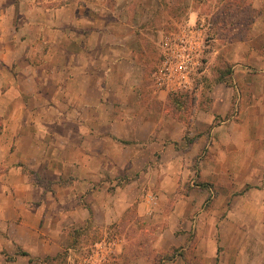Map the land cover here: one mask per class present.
I'll return each mask as SVG.
<instances>
[{"label": "rangeland", "instance_id": "1", "mask_svg": "<svg viewBox=\"0 0 264 264\" xmlns=\"http://www.w3.org/2000/svg\"><path fill=\"white\" fill-rule=\"evenodd\" d=\"M64 1L74 0H0V54L21 41L23 49L34 47L28 59L38 64L49 42L41 38L56 39L53 18L39 11L22 18L17 12L40 9L43 4L55 8ZM161 1L146 8L129 0L115 7L120 18L106 17L140 24L143 29L144 34L135 37L138 48L133 54L138 63L139 104L160 111L156 112L160 121L168 115L180 117L187 130L177 148L184 152L204 133L192 124L213 99L212 125L233 122L234 137L227 128L214 133L215 140L209 139L193 159L183 160L190 169L186 176H104V171L119 169L124 161L88 160L87 145L79 136L83 129L75 123H49L53 126L47 130L42 126L47 123L40 121L52 120L55 113H45L39 92L31 94V82L13 79L12 68L0 64V158H4L0 159V264H212L213 257L215 264H264V226L259 219L264 217V203L257 205V197L262 196L251 193L264 182V60L248 59L238 54L239 48L233 49L253 39L254 44L262 43L259 53L264 56V42L255 40L250 31L264 6L253 8L251 0ZM193 9L198 16L189 23ZM188 27L200 30L188 34L200 42L190 63V83L168 90L161 101L153 77L162 58L161 34ZM237 77L243 80L238 83ZM9 85L19 90L17 96L5 92ZM115 90L126 99L133 94L126 88ZM178 91H186L187 96L175 110L168 94ZM83 100L80 97L79 103ZM13 108L21 115L32 110L24 115L25 128H6L4 120ZM253 139L257 144L251 143ZM108 148L119 157L131 154L112 142ZM37 211L41 212L37 229L47 239L42 244L31 240L30 224ZM10 235L15 247L7 241ZM30 243L33 252L24 247ZM251 248L255 256L244 255L237 262L235 251L246 254ZM36 251L44 255L32 254Z\"/></svg>", "mask_w": 264, "mask_h": 264}, {"label": "crops", "instance_id": "2", "mask_svg": "<svg viewBox=\"0 0 264 264\" xmlns=\"http://www.w3.org/2000/svg\"><path fill=\"white\" fill-rule=\"evenodd\" d=\"M110 1L113 6L107 5ZM128 1L74 0L61 2L55 8L50 9L45 4L40 9H20L17 15L22 18L37 15V11H39V15H51L55 25L56 39L47 36L41 38L43 41L47 39L49 42H46L48 47L43 51V59L38 64L28 59L31 51H35L34 47L23 49L22 43L19 44L21 41L15 43L16 45L14 44L12 48H8L7 54H0V64H8L12 68L13 79L31 82L33 90L31 94L37 95L35 92L38 91L40 98L45 101L46 105L42 107L45 113H55L52 120L42 118L40 121L41 124L47 123L42 125L47 130L51 129L49 126H53L49 123L55 122L54 124H56L64 120L75 123L83 129L79 136L83 137L81 143L87 145L88 160L95 161L97 157L102 161H124L119 169L110 168L104 171L102 175L109 177L119 175L137 177L186 176L190 169L187 163H183V160H188V156L193 159L198 150L207 144L209 139L215 140L214 133L221 129H230L229 133L234 137V123H228L224 120L223 123L212 125V112L216 108V100L213 99L207 110L197 113L192 124L193 127L199 125V128H203L201 132L204 133L193 139L194 142L189 144L186 152L182 148H177L183 141L187 130L186 124L170 115L160 121L156 114L160 111L153 109L148 103L139 104L140 96L137 95V85H135L138 63L133 54L136 47L138 48L135 37H138L139 33L144 34L141 25H131L126 21L106 20L108 16L120 18L115 7L118 4L125 5ZM136 1L141 7L146 6V8L150 4H162L161 0ZM263 6L264 0H251V7ZM122 12L124 13L123 10ZM65 14L67 19L69 18L66 19L67 22ZM121 16L124 15L121 14ZM197 16V10H191L189 23L193 22ZM70 27L71 30L72 28L74 30L71 31ZM44 28L46 31L47 26L44 25ZM250 31L255 40L264 42V12L251 23ZM147 34L149 33L147 32ZM161 35L165 34L162 33ZM261 45L262 43L254 44L253 39H251V41L241 42L239 46H233V49L239 48V55L259 61L264 60V56L259 53ZM9 54L11 55L10 59L8 58ZM155 74L156 71H154L153 77ZM236 80L240 83L243 78L237 77ZM116 87L120 92L122 88H126L131 90L133 94L126 99L124 94L115 90ZM48 88H51V92L48 91ZM18 91L16 87L9 85L5 92L17 96ZM159 92L160 100L165 101L166 91L161 90ZM112 93L115 95V99L109 98ZM60 96L62 99L59 98ZM80 97L84 98L83 104L79 103ZM67 101L68 103H65ZM62 106L66 107L68 111L65 112ZM249 107L263 111V107L258 105H250ZM28 111L32 112V110L26 109L21 115V110L11 109V116L4 120L6 128L16 129V127L20 128L21 125L25 128L28 120L23 119ZM69 111L74 114L72 116L64 115V112L69 113ZM241 112L243 113L245 110H241ZM203 115L209 118L205 120ZM202 117L205 122L204 120L201 121ZM209 128L210 131H207ZM109 141L117 147L125 148L123 150L130 149L131 154L129 153L127 157L125 155L119 157V153L110 152L108 146L111 142ZM257 142L255 139L251 140L253 145ZM0 149L2 153L3 148ZM23 155L15 156L27 161ZM9 157L10 155L7 156V159ZM0 159L4 160V158ZM91 176L95 177L96 175L91 174ZM88 183L90 184L89 180ZM140 191H143V187ZM251 193L262 196L257 197L255 201L257 205L264 203V182L261 188L253 187ZM141 204L144 206L145 202ZM41 207L38 206L37 208ZM39 213L41 212L37 211L33 214L35 217L30 224V231L31 240H37L42 244L47 239L43 238L37 229L41 215ZM259 219L261 225L264 226V217H259ZM12 222L15 223V221ZM7 241L11 243L12 247H15L16 241L11 235ZM24 247L27 251L33 252L32 243ZM235 253L239 258L237 262H240V258L244 255L248 258L255 256L254 248L248 250L246 254L242 249L236 250ZM32 254L42 256L44 252L36 251ZM215 261L216 258L213 257L211 263L215 264Z\"/></svg>", "mask_w": 264, "mask_h": 264}, {"label": "built area", "instance_id": "3", "mask_svg": "<svg viewBox=\"0 0 264 264\" xmlns=\"http://www.w3.org/2000/svg\"><path fill=\"white\" fill-rule=\"evenodd\" d=\"M190 28L162 36L160 41L162 58L155 74V83L159 91L186 88L190 83V63L193 62L200 45L197 37L193 34L188 35L189 32L200 30Z\"/></svg>", "mask_w": 264, "mask_h": 264}, {"label": "trees", "instance_id": "4", "mask_svg": "<svg viewBox=\"0 0 264 264\" xmlns=\"http://www.w3.org/2000/svg\"><path fill=\"white\" fill-rule=\"evenodd\" d=\"M186 94H187L186 91L171 92L168 94L170 100L174 104L173 109L176 110L177 108H180V106L178 104L183 102V99L186 98V96H187ZM180 98H182V99H180ZM194 99H195V97L192 98V103H194ZM180 115H181V113L178 116H180ZM177 119L179 120L180 117ZM22 253L27 255V252H22ZM51 259H54V258H51ZM31 262H32V258H29V263H31Z\"/></svg>", "mask_w": 264, "mask_h": 264}]
</instances>
